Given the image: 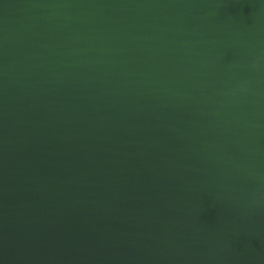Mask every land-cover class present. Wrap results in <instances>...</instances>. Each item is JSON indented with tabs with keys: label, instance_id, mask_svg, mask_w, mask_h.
Instances as JSON below:
<instances>
[{
	"label": "water",
	"instance_id": "1",
	"mask_svg": "<svg viewBox=\"0 0 264 264\" xmlns=\"http://www.w3.org/2000/svg\"><path fill=\"white\" fill-rule=\"evenodd\" d=\"M0 264H264V0H0Z\"/></svg>",
	"mask_w": 264,
	"mask_h": 264
}]
</instances>
